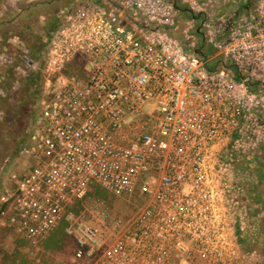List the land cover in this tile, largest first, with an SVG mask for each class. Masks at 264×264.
<instances>
[{
  "label": "built area",
  "instance_id": "built-area-1",
  "mask_svg": "<svg viewBox=\"0 0 264 264\" xmlns=\"http://www.w3.org/2000/svg\"><path fill=\"white\" fill-rule=\"evenodd\" d=\"M167 0H81L42 51L39 112L1 196L32 247L64 227L84 264H237V157L264 143V0L217 59ZM259 86V88L256 87ZM94 188L130 205L122 214ZM120 209V208H118Z\"/></svg>",
  "mask_w": 264,
  "mask_h": 264
},
{
  "label": "rangeland",
  "instance_id": "rangeland-1",
  "mask_svg": "<svg viewBox=\"0 0 264 264\" xmlns=\"http://www.w3.org/2000/svg\"><path fill=\"white\" fill-rule=\"evenodd\" d=\"M80 1L0 0V210L11 173L27 165L20 149L40 110L43 46L56 29L62 11ZM259 1L167 0L174 7L175 24L170 33L185 46L193 36L194 47L212 57L208 62L211 67L218 57L215 44L235 35L239 22L255 13ZM237 159L230 175L236 182L241 177L243 183L236 227L237 264H264V143ZM98 195L116 203L107 191L94 188L91 197ZM116 205V210L126 215L140 206L128 205L125 200ZM74 251L75 244L63 226L35 248L0 223V264H84L75 258Z\"/></svg>",
  "mask_w": 264,
  "mask_h": 264
},
{
  "label": "trees",
  "instance_id": "trees-1",
  "mask_svg": "<svg viewBox=\"0 0 264 264\" xmlns=\"http://www.w3.org/2000/svg\"><path fill=\"white\" fill-rule=\"evenodd\" d=\"M45 46H46V43H45ZM45 46H43V50H44ZM43 50H42V51H43Z\"/></svg>",
  "mask_w": 264,
  "mask_h": 264
}]
</instances>
